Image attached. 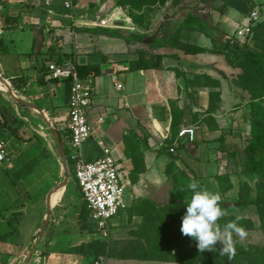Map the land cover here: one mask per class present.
<instances>
[{
	"label": "crops",
	"instance_id": "crops-1",
	"mask_svg": "<svg viewBox=\"0 0 264 264\" xmlns=\"http://www.w3.org/2000/svg\"><path fill=\"white\" fill-rule=\"evenodd\" d=\"M118 2L74 0L72 17L60 11L48 22L42 0H0V77L9 85L7 91L0 90V119H6L0 121V139L11 156L0 162V264L27 262L31 240L40 224L45 226L48 209L43 238L38 242L40 233L28 264H92L98 255L88 248L97 241L107 247L106 264H207L199 250L193 257L195 249L176 228L169 202L148 197L146 175L164 174L150 165L160 155L198 160L205 157V149L210 155L224 151L229 129L247 125L245 111L251 102L235 84L233 75L238 73L224 61L227 54L216 51L211 38L180 25L174 28L175 19L184 20L192 9L175 8L161 34L148 36L142 27L136 32L129 24H121L122 31L116 28L121 20L128 23ZM117 11L118 20L101 23ZM199 13L227 40L245 18L238 8ZM51 62L74 65L87 72L83 77L93 76L96 94L89 111L93 135L85 144L87 158L102 155L98 140H104L131 182L126 206L112 218L107 240L95 232L77 181L85 207L81 225L68 213L71 200L62 202L70 179L66 185L57 182L65 169L58 140L66 149L72 83L46 80ZM184 127L195 129L193 140L178 137ZM217 142L219 149L212 146ZM130 145L140 148L146 164L139 182L130 178ZM172 146L174 153L169 151ZM65 161L69 169L67 154ZM58 190L62 194L52 205L51 196Z\"/></svg>",
	"mask_w": 264,
	"mask_h": 264
},
{
	"label": "rangeland",
	"instance_id": "rangeland-1",
	"mask_svg": "<svg viewBox=\"0 0 264 264\" xmlns=\"http://www.w3.org/2000/svg\"><path fill=\"white\" fill-rule=\"evenodd\" d=\"M240 2H249V0H240ZM172 4L174 9L168 8L169 6L172 7ZM263 5L264 1L249 4L243 11L245 17L255 8ZM118 6L123 7L128 23L121 20L119 21L120 25L116 28L122 31L125 29L121 27V24L122 26L129 24L127 27L136 32L142 27L141 30H146L145 34L148 36L161 34L160 27L165 24L166 18H171L175 8L187 9L188 7L194 13L201 11L206 16L213 10L225 13L231 8H236L226 0H119ZM118 9L121 11V8ZM182 21V19L172 21L174 28L179 30L178 28ZM181 33L179 31L177 34ZM234 43V46L228 51L220 52L227 54L224 61L234 68L233 74L238 73L233 75L235 76L234 82L237 86L240 85L243 88L242 91L247 95L245 97L249 98L251 102L250 106H246L247 109L245 111L247 112L248 126L246 125L243 129H229L226 141L223 143L224 151H218L210 155L205 149V157L207 154L208 157L199 158L198 160L185 159L178 156L177 153L174 156L170 154L160 155L150 165L159 168L164 174L146 175L145 183L148 186H145V188L146 193L148 192V197L169 202V213L177 215V221L182 218L186 210L185 200L191 197V192L187 190L186 185L196 174L203 182L204 189L218 193L221 196L220 202H224L228 206L233 205L241 198L252 200L264 198V177L258 174H248L244 168L245 138L251 136L254 127L264 128V14L260 22L255 26L254 35L246 46L248 49H253L259 53L260 67L258 69L253 68L247 59L238 55L235 50L236 46L242 47V45L238 42ZM5 94L9 96L8 93ZM2 119H0L1 122L6 121L4 115ZM212 146L219 149L220 143H214ZM139 150L140 148L138 147L137 150L134 145H130L128 148L131 160L130 165L132 166L130 178L134 182H139L142 177L141 173L146 167L143 159L139 157ZM232 152L236 154L235 162L231 161L229 155ZM69 170L71 178L66 170L62 169L57 182H63L67 178L70 179L69 185L63 189L61 198L62 202L71 200L68 205V213L79 219L81 225L85 216L82 210L85 207H83L84 203L76 184L75 171L71 163H69ZM39 185V191L41 192L44 189L43 180L39 181ZM181 189H184V191H181ZM222 209L225 215L217 221L218 226L223 230L228 223H236L243 229L244 234L228 233V237L233 241L235 254L231 257L221 255V245L218 243L213 251H208L209 264H264V208L261 205H249L244 207H222ZM86 224L90 226L87 221ZM42 225L40 224L38 234L31 240L29 251L35 246L41 233ZM85 229L88 230V228Z\"/></svg>",
	"mask_w": 264,
	"mask_h": 264
},
{
	"label": "built area",
	"instance_id": "built-area-1",
	"mask_svg": "<svg viewBox=\"0 0 264 264\" xmlns=\"http://www.w3.org/2000/svg\"><path fill=\"white\" fill-rule=\"evenodd\" d=\"M48 12V22L58 12L66 17H72L74 0H42ZM119 11L109 20H102L103 25L111 24L119 19ZM264 14V5L255 8L247 15L235 30L234 35L225 36L240 45L249 43L254 35V28ZM46 80L68 79L71 81V95L69 102V141L66 147L67 160L73 165L76 181L80 187L90 216L94 222L95 232L102 239L107 240L111 233V220L126 206V196L131 185L128 174L124 171L113 153L112 147L104 140H98L102 155L89 160L85 151V144L93 135V126L89 119V111L96 94L95 80L92 75L83 77L76 66L61 65L57 62L48 64L45 73ZM120 87V84H117ZM1 111V105H0ZM103 118H100L102 121ZM189 135L195 137L193 127H184L179 138ZM171 153L175 147L169 148ZM11 156L6 142L0 139V162L10 161ZM92 264H106V256L98 255Z\"/></svg>",
	"mask_w": 264,
	"mask_h": 264
},
{
	"label": "trees",
	"instance_id": "trees-1",
	"mask_svg": "<svg viewBox=\"0 0 264 264\" xmlns=\"http://www.w3.org/2000/svg\"><path fill=\"white\" fill-rule=\"evenodd\" d=\"M229 3L233 4L236 8L245 11V8L248 6L247 2L241 3L240 0H226ZM180 28L188 29V30H195L200 31L207 35L213 41V45L216 51H224L231 49L235 43L231 42L230 40L223 39L221 35V31L215 28L209 18H206L202 14L190 12L186 18L180 23ZM178 28V29H180ZM111 31V30H110ZM248 44V43H247ZM244 44L241 46L237 45L236 51L238 55L244 57L248 60L251 66L255 69L260 67V60H259V53L253 49H248ZM81 76L87 74V72L79 71ZM231 161H236V154L235 152L229 153ZM244 155H245V162L244 168L245 172L248 174H258L264 177V128L256 126L253 128L251 136L246 139V146L244 148ZM89 159H92L91 157ZM202 188H204L203 182L201 181L200 177L197 175L194 177ZM249 205H261L264 208V198L259 200H252L248 198H241L236 203L231 206L226 205L224 202H220L221 207H244ZM177 215L176 219V228L180 229L182 220L177 222ZM181 218V217H180ZM185 241H190L193 250V257L195 258L198 256V248L196 247V242L191 237H186ZM89 252L93 255H103L107 253V247L103 242H95L91 244L88 248ZM206 256L207 264H209V257L208 251L202 253V255ZM215 263V262H214Z\"/></svg>",
	"mask_w": 264,
	"mask_h": 264
},
{
	"label": "clouds",
	"instance_id": "clouds-1",
	"mask_svg": "<svg viewBox=\"0 0 264 264\" xmlns=\"http://www.w3.org/2000/svg\"><path fill=\"white\" fill-rule=\"evenodd\" d=\"M186 188L191 192V197L185 200L186 210L180 226L182 235L191 237L201 253L213 251L219 243L221 255H234L233 241L228 237V233H244L236 223H228L223 230L218 226L217 221L225 215L220 206L221 196L202 188L194 178Z\"/></svg>",
	"mask_w": 264,
	"mask_h": 264
},
{
	"label": "water",
	"instance_id": "water-1",
	"mask_svg": "<svg viewBox=\"0 0 264 264\" xmlns=\"http://www.w3.org/2000/svg\"><path fill=\"white\" fill-rule=\"evenodd\" d=\"M0 79H1L5 84L7 83V82L5 81L4 78L0 77ZM7 85H8V84H7ZM8 88H9V87H8ZM9 90H10V89H9ZM11 96L13 97L14 95H11ZM58 143H59L60 148H61V151H62L63 166H64V168H65V170H66V172L68 173V176H69V175H70V171H69V169L67 168V164H66V161H65V157H66V149H65L64 145L62 144L61 140H58ZM68 180H69V178H67V179L63 182V184H61V185H66L67 182H68ZM50 214H51L50 209H48V212H47V216H48V218H49ZM48 218H47L46 221H45V226H46V224H47V222H48ZM45 226L42 227V230H41V236H40L38 242L43 238V233H44V231H45ZM34 250H35V246L32 247V249H31V251H30V254H29V257H28V260H27V262H26L25 264H28V263L30 262L31 257H32V255H33V253H34Z\"/></svg>",
	"mask_w": 264,
	"mask_h": 264
},
{
	"label": "bare ground",
	"instance_id": "bare-ground-1",
	"mask_svg": "<svg viewBox=\"0 0 264 264\" xmlns=\"http://www.w3.org/2000/svg\"><path fill=\"white\" fill-rule=\"evenodd\" d=\"M8 86L5 85V83L0 79V90H4V91H7L8 90ZM62 191L61 190H58L56 191L52 196H51V203L52 205H54V202L59 198V196L61 195Z\"/></svg>",
	"mask_w": 264,
	"mask_h": 264
}]
</instances>
